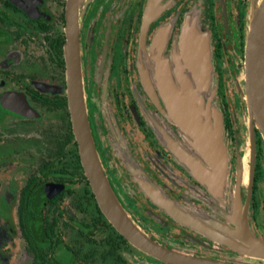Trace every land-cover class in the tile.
Returning <instances> with one entry per match:
<instances>
[{
  "label": "flooded vegetation",
  "instance_id": "af4514ba",
  "mask_svg": "<svg viewBox=\"0 0 264 264\" xmlns=\"http://www.w3.org/2000/svg\"><path fill=\"white\" fill-rule=\"evenodd\" d=\"M149 1L78 0L71 81L68 0H0V264H173L131 242L101 210L81 162L71 91L82 98L115 199L146 239L185 255L264 263L199 228L229 236L236 186L242 212L252 177L245 217L264 242V142L243 97L255 0H158L147 19ZM190 13L209 35L217 79L227 155L220 196L193 172V161L206 163L165 101L164 69L181 89L175 59L187 50Z\"/></svg>",
  "mask_w": 264,
  "mask_h": 264
},
{
  "label": "water",
  "instance_id": "95a60500",
  "mask_svg": "<svg viewBox=\"0 0 264 264\" xmlns=\"http://www.w3.org/2000/svg\"><path fill=\"white\" fill-rule=\"evenodd\" d=\"M157 3L158 0L149 1L147 19ZM66 10V57L68 74L72 81V48L77 41L78 0H68ZM186 42L187 50L185 49V52L183 50L181 60L175 59L176 68H183L185 71L183 74L178 72L176 74L180 77V90L169 72L164 69L165 101L175 122L181 128L183 138L198 151L199 156L206 163V166H203L193 161V172L214 195L220 196L225 189L227 155L226 144L223 142L222 113L217 103V79L214 74L209 35L199 27L192 13L187 16ZM242 68L243 97L249 121L252 127L258 130L264 142V0H255L251 7ZM70 93L73 128L79 142L82 165L101 210L121 233L145 252L173 264H252L243 260L225 261L185 255L146 239L128 219L115 199L93 146L82 98H73L77 92ZM251 148H254L252 139ZM175 150L183 159L190 158L186 155L187 150L183 144L175 143ZM252 167L251 165V170ZM251 180L252 177L249 180L242 212L239 188L238 185L236 186L235 195L232 197V213L229 216L234 227L229 229V236L213 232L204 225H199V228L240 253L264 261V242L249 231L245 217ZM174 213L179 217L183 216L176 211Z\"/></svg>",
  "mask_w": 264,
  "mask_h": 264
},
{
  "label": "rangeland",
  "instance_id": "374dc122",
  "mask_svg": "<svg viewBox=\"0 0 264 264\" xmlns=\"http://www.w3.org/2000/svg\"><path fill=\"white\" fill-rule=\"evenodd\" d=\"M241 116L244 118V116L242 115V113H241ZM245 119V125H246V129H248L249 131H250V125L248 124V121L246 120L247 118H244ZM250 262V261H249ZM250 263H252V264H262V263H260V262H258V261H252V262H250Z\"/></svg>",
  "mask_w": 264,
  "mask_h": 264
}]
</instances>
